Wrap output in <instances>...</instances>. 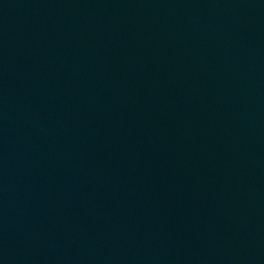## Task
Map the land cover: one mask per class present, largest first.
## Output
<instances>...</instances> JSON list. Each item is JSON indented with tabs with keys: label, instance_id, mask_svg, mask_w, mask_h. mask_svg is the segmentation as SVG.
Returning a JSON list of instances; mask_svg holds the SVG:
<instances>
[{
	"label": "water",
	"instance_id": "obj_1",
	"mask_svg": "<svg viewBox=\"0 0 264 264\" xmlns=\"http://www.w3.org/2000/svg\"><path fill=\"white\" fill-rule=\"evenodd\" d=\"M0 264H264V0H0Z\"/></svg>",
	"mask_w": 264,
	"mask_h": 264
}]
</instances>
